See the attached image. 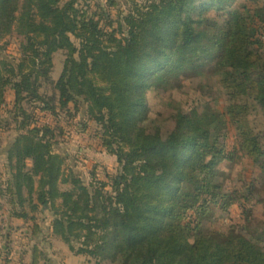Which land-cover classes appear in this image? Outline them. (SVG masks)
I'll return each instance as SVG.
<instances>
[{
    "label": "trees",
    "instance_id": "obj_1",
    "mask_svg": "<svg viewBox=\"0 0 264 264\" xmlns=\"http://www.w3.org/2000/svg\"><path fill=\"white\" fill-rule=\"evenodd\" d=\"M263 21L264 0H0V41H20L17 57L0 52V110L18 128L0 176L8 218L31 224L38 240L50 212L51 235L89 264H264ZM207 80L223 98L238 150L259 169L231 191L230 130L195 131L198 103L184 108V95L207 92ZM150 92L166 112L151 115ZM43 114L51 124H40ZM77 120L85 130L96 124L116 173L98 162L89 181L66 173L58 147ZM237 198L248 204L244 224L204 228ZM33 251L34 264L47 259L39 244ZM0 254L10 263L8 245Z\"/></svg>",
    "mask_w": 264,
    "mask_h": 264
},
{
    "label": "rangeland",
    "instance_id": "obj_2",
    "mask_svg": "<svg viewBox=\"0 0 264 264\" xmlns=\"http://www.w3.org/2000/svg\"><path fill=\"white\" fill-rule=\"evenodd\" d=\"M264 22V21H263ZM261 26V25H258ZM258 37L264 44V23L259 28ZM9 44L7 47L6 44ZM4 45L3 47H7L6 49H1L2 56H9V57H17L18 56V49L20 45V41L16 38H9L7 41L1 42L0 46ZM65 55L63 52H60L56 55L55 63L58 71L63 70L64 63H65ZM62 68V69H61ZM200 80L203 81L202 78ZM208 81V80H207ZM209 87H206L208 90L202 91L200 88L196 91L191 88L189 93L184 95V99L188 102L184 108L190 109L194 103H198V110L200 112V117L197 121L191 122L189 127L194 129L195 131L198 128H211V129H223L227 128L230 130L229 137L227 142L229 147L233 149L236 148L235 158L233 161L232 166H224L225 170V185L228 190H233L238 181L235 179H245L251 181L254 178V175L259 173V169L257 166H253L248 162V160L244 157L242 152L238 150L237 147V140L235 136V128L231 125L229 120L223 114V107L224 101L221 96L217 93L218 87H213L212 81H208ZM205 92V93H202ZM159 95L163 96L165 93L163 91L159 92ZM9 96V95H8ZM7 96V97H8ZM6 97V99H8ZM196 100V101H195ZM198 100V101H197ZM195 101V102H194ZM149 103L151 107V115L158 111L166 112L167 110L163 107L160 98L156 96L155 92L149 93ZM0 117L4 119V123L0 125V142L2 144L1 149L7 156V149L9 145L14 141L18 133L17 125L12 122V117L10 113L6 110H0ZM41 123L40 124H51L53 121V117L51 115L43 114L41 115ZM83 120L84 118H80ZM7 121V122H5ZM85 122V120H84ZM74 127L70 130V136L68 135L67 141L70 143L64 142L62 145L58 147V150L64 153L68 158L66 173L68 174L71 169L75 170L77 173H80L85 180H90V172L94 167L95 163H101L105 166L111 173H116L119 169V163L117 161V157L110 155L102 146V142L95 136L94 127L96 124L94 122L90 123V127L88 129H80L82 126L80 124V120L75 122ZM77 136V137H76ZM81 149H84L83 151ZM0 151V156L2 154ZM7 162V161H6ZM0 161V173L4 170V164ZM68 185H63V188H66ZM245 187V186H243ZM240 186V189H243ZM264 189V187H263ZM264 192V190H263ZM245 205L247 206V202L238 199L236 203L231 207L230 213L228 215H218L212 218L208 223L205 224L204 228L211 229L214 232L220 233V231H224L227 229L228 225H242L245 223ZM47 218L42 221V226L44 229L48 227L50 224V216H46ZM196 216H194V219ZM5 223L0 222V229H4ZM3 227V228H2ZM16 227V226H15ZM180 233L182 236L186 237L187 234L184 230V227H180ZM15 242H12V248L17 249L20 247V243L17 241L18 239L15 238ZM222 241V240H221ZM22 243V242H21ZM46 247L47 244H46ZM45 248V247H44ZM58 248V247H57ZM60 249H51V251H47L48 255H51L52 259L57 260V255L52 256V252H58ZM63 251L59 252L60 256L57 260L56 264H67L65 259V253L61 256ZM55 257V258H54ZM55 264V263H54Z\"/></svg>",
    "mask_w": 264,
    "mask_h": 264
},
{
    "label": "crops",
    "instance_id": "obj_3",
    "mask_svg": "<svg viewBox=\"0 0 264 264\" xmlns=\"http://www.w3.org/2000/svg\"><path fill=\"white\" fill-rule=\"evenodd\" d=\"M60 75H61V71H58L56 67L55 72H54V78L58 79ZM6 97L8 98L6 99L8 103H11L13 101L14 93L11 89L8 90ZM80 127L81 129L83 128L82 126ZM67 142L70 143V141H67ZM81 150L83 151L84 149H81ZM7 158L8 157L6 156V154L2 151V154L0 156V161H2L4 164V165L2 164L4 166V170L0 173V176L5 171V165H6ZM69 159L70 158H68V160ZM46 215L50 216V224L48 225L46 229H44L43 227L44 231L37 240L30 235L31 233L30 225L31 224L25 223V221L22 219H17V218L9 219L8 218L7 207L5 206L4 201L0 197V222L4 223V221L7 220V222L9 223L8 225H10L11 228L13 229L12 240L10 243L9 242L4 243L3 237H1V229H0V246L7 248V245H8L9 250H10L9 259L11 261L10 263H7V264H34V261H35L34 254L35 253L33 251V247L34 245H38V244L43 250L46 251L47 259L39 260L37 264H54V263L56 264L57 260L60 257L58 256L60 255L59 252L61 251H63V253H61V256L64 253L66 254L65 259H66L67 264H89V258L87 256L80 254L78 252H73L68 246V244L65 243V241L61 237L59 236L54 237L51 235L52 216L50 212L47 213ZM15 238H17L18 239L17 241L20 243V247H18L17 249L12 248V242L13 241L15 242L16 240ZM37 241H39V243H37ZM46 244L48 247H46ZM57 247L60 249V251L55 252V253L52 252V256L57 255V260H54L52 259L51 255H48L47 251L49 250L51 251V249L53 248L56 250L58 249ZM23 252L25 253L23 254ZM21 255H22L23 260L20 257ZM3 256H4L3 254L2 255L0 254V264H6V261L3 259L4 258Z\"/></svg>",
    "mask_w": 264,
    "mask_h": 264
}]
</instances>
